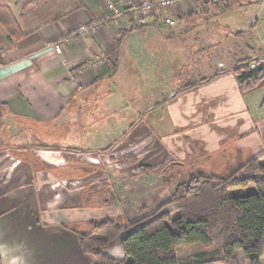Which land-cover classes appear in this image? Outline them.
<instances>
[{"label": "crops", "instance_id": "1", "mask_svg": "<svg viewBox=\"0 0 264 264\" xmlns=\"http://www.w3.org/2000/svg\"><path fill=\"white\" fill-rule=\"evenodd\" d=\"M1 1L26 34L14 38L0 24V264H94L79 243V234L88 233L91 220L134 221L148 215L152 198L144 199L146 193L136 197L122 194L118 201L96 203L97 189L90 194L76 191L89 187L86 183L78 188L81 177H58L57 172L72 168L85 171L86 164L75 168L74 156H84L102 173L117 171L118 177H124L119 174L121 169H105L99 156L116 148L138 156L142 148L137 145L152 150L155 140L165 150L178 148L186 138L193 145L191 155L224 145L228 158L237 152L242 160L254 147V134L261 131L264 139V116L251 107L252 96L242 92L228 65V55L232 57L235 51L233 39L229 48H222L224 55L214 57L209 65L205 77L216 74L212 79L188 88L177 84L164 95V119L170 126L161 134L148 119L154 111L151 95L148 109L140 106L137 110L133 104L137 97L131 99L133 91H143L146 96L164 82L175 83L177 75L164 36L178 39L203 17L208 15L203 20L210 24L211 19L233 10L223 11L222 0H186L174 6L169 14L177 25L169 32L163 15L140 18L127 10L67 43L62 52L48 42L103 17L108 13L106 0ZM263 14L264 0L255 10L251 26L260 17L264 20ZM122 30L128 31L124 38ZM243 32H237L235 38L244 37ZM249 42L241 49L235 43L244 57L263 47L264 36L253 35ZM161 101L157 98L156 106ZM62 130L64 147L41 146L42 141L56 142ZM234 142L240 144L236 149ZM223 155L217 156L226 159ZM181 164L179 160L171 163ZM62 179L75 187L69 193L71 199L65 190L57 193ZM129 182L131 187L125 190L133 191L137 179L130 177ZM126 201L131 206L122 209ZM126 235L119 236L121 245ZM114 241L104 252L118 259L121 253Z\"/></svg>", "mask_w": 264, "mask_h": 264}, {"label": "rangeland", "instance_id": "2", "mask_svg": "<svg viewBox=\"0 0 264 264\" xmlns=\"http://www.w3.org/2000/svg\"><path fill=\"white\" fill-rule=\"evenodd\" d=\"M0 3L3 4L1 0ZM237 4L238 5H236V7L230 12L218 15L216 20L214 18L211 19L212 22L210 24H207L206 21L203 20V18H206L208 15L203 17L201 21H197L195 26L189 28V30L183 34L182 37H178L179 35L176 36L178 39L164 36V47L168 50L170 64L174 68V74L177 75L175 83L168 81L164 82L163 87L152 88L151 91H148V93L146 92V96H144L143 91L139 92V90L131 93V99L137 97L136 101L133 102L136 109L140 106H145L148 109L147 106H149V104H147V101L149 99V94L151 95L154 111L153 114L148 116V119L152 120L151 126L154 128L155 132H158V134H161L164 131V128H168L170 126L169 120L164 119V95L177 84H185L188 86V84L191 85L193 83L203 81L206 78V71H208V67L213 62L214 57L224 55V53H222V48H229L231 46L232 39L234 41L233 46L235 51L232 57L228 55V65L232 68V72L237 75V80L239 81L238 85L240 88L244 76L249 77L246 75L248 74L247 69L255 71L254 74L247 79L248 83L252 81L255 84L245 90H242L241 88V90L243 93H247L252 96L251 107L255 110V112L257 111L261 116H264V106L260 109L258 108L263 99L264 92V82H262V80L259 81L264 75V42L261 49L257 51L254 49L256 52L253 51L254 53L251 57H244L237 51L238 47L240 49L246 48V44L253 37V35L264 36V20L262 17H260L256 26H251L255 10L261 6L262 0H239ZM212 12H218V10ZM239 31H244L242 34L246 35L244 37H240V39H236L235 35ZM235 43H237L238 47ZM228 65H225L224 67ZM260 69L263 71L260 72ZM197 76L202 78L196 80ZM211 76H213V74L207 76V78ZM202 83L200 82L199 85ZM157 98H160L162 100L161 102H163L158 106H156ZM252 120L254 121L256 119ZM255 124V122L254 124L252 123V127H254ZM254 135V138L251 140L252 143H254V147L250 148V150L245 153L246 155L243 156L242 160L240 159V156L237 155V152H235V155L228 158L224 145L209 152H201L191 155L193 153V145L189 139L184 138L183 145L181 147L177 148L171 146L170 149L168 148L166 150L164 149V145L155 140L151 147L152 150H147L144 146H141L144 144L137 145L138 149L142 148V154L138 155L139 157L134 154H127L128 152H125V150L121 151L118 148L113 151H109L103 156H99L98 161L104 165L105 169H108V166L113 169H121L119 174L124 175V177H118V175H116L117 171L106 170L102 173L93 167L92 162L85 160L84 156H74L75 158L73 159L74 163L78 166L75 167L77 170H79L80 166L84 164L87 165L83 168L85 169V171L83 170L84 172L80 170L76 171L72 168L70 170L71 172H57V176L65 177L66 175H72L77 176V179L81 177L82 179H79L78 181V188L86 186V183H88L89 187L76 189V191L81 192L82 194L87 191V193L89 192L90 194L97 189V193L99 195L93 198L96 200V203L105 202L107 199H109V202L118 201L119 196L122 194L136 197L135 195L137 194L142 195L146 193V195L142 196L144 199L152 198V202L149 204L151 209L148 210L147 216L157 211L162 204H164V208L161 213H171L176 216L179 214L178 205L176 203L170 204L169 202L171 201L172 195L174 194L177 186L182 182H188L192 178L199 176L213 175L225 179L229 178L237 171H239L236 174L237 179L242 180L247 177H260V173H253L247 167L243 168L249 160L252 158L256 159L264 154V139L262 132L259 131L258 134ZM257 136H259L261 141L258 146L256 144L259 141ZM64 137V130L58 131L56 142L51 141L48 143V141H42L41 146L44 148L54 147L53 149L60 146L64 147ZM52 143H55L54 146H51ZM239 145L240 144L234 142L232 147L236 149ZM217 155L221 157L223 155L226 159ZM129 156L136 157V160L130 159ZM177 160L182 161L183 164L171 165V163H176ZM44 166L47 167V165H42V167ZM86 172H88V175H86ZM130 177L137 179V184L135 185L133 191L130 189L129 191L127 189L125 190L126 186L127 188H129V186L131 187V183L129 182ZM102 179L103 182L101 181ZM61 181H63V179ZM71 187L72 185H68V183H64L63 181L62 185L56 188L57 193H62L65 190L66 194H68V198L71 199L72 191L75 190V187L74 189ZM253 191H255V186L252 184L247 188H232L230 192L233 195H238ZM135 192L136 194H133ZM93 199L91 196L88 197V200L92 201ZM126 202L127 203H123L122 206H120L122 209H129V206H131L129 201ZM119 220L123 223L129 221L126 219ZM91 222L92 220L89 223L88 233L92 232ZM114 242L115 247H117L119 253H121V258L115 259L120 262L126 258L125 251L120 244V237L119 239L116 238ZM223 251V247L220 245L206 247L201 244H188L177 247V255L182 263L195 259L200 253L221 256L224 253ZM236 256L238 264H249L241 250L237 251Z\"/></svg>", "mask_w": 264, "mask_h": 264}, {"label": "trees", "instance_id": "3", "mask_svg": "<svg viewBox=\"0 0 264 264\" xmlns=\"http://www.w3.org/2000/svg\"><path fill=\"white\" fill-rule=\"evenodd\" d=\"M222 1V10L229 11L239 0ZM0 24L14 38L26 34L11 9L1 3ZM127 33L122 30L121 38ZM247 71L249 77L244 76L242 90L255 84L247 82L255 71ZM261 80L264 82V75ZM129 158L136 160L134 156ZM246 167L253 173H260V177L237 179V171L225 179L215 175L199 176L180 183L169 202L178 205L176 216L161 213L162 204L154 213L135 221L94 220L91 233L79 234L80 246L94 264H238L236 252L239 250L249 264H264V154L249 160L243 168ZM252 184L255 186L253 192L238 195L230 192L232 188H247ZM123 233H127L122 240L126 258L118 262L106 255L104 249ZM188 244L220 245L224 253L221 256L200 253L195 259L182 263L177 247Z\"/></svg>", "mask_w": 264, "mask_h": 264}, {"label": "built area", "instance_id": "4", "mask_svg": "<svg viewBox=\"0 0 264 264\" xmlns=\"http://www.w3.org/2000/svg\"><path fill=\"white\" fill-rule=\"evenodd\" d=\"M186 0H126L125 4H117L114 0H106L108 13L96 20H91L88 23L82 24L79 27L71 30L69 33L55 38L48 42V46L53 47L58 52H62L63 47L70 42L93 32L94 30L109 23L114 18L123 15L127 10H131L138 17L151 14H161L164 16V23L167 31H171L176 27V19L169 14V10L174 6L185 2Z\"/></svg>", "mask_w": 264, "mask_h": 264}, {"label": "water", "instance_id": "5", "mask_svg": "<svg viewBox=\"0 0 264 264\" xmlns=\"http://www.w3.org/2000/svg\"><path fill=\"white\" fill-rule=\"evenodd\" d=\"M263 104H264V92H263V99H262V101H261L259 106L261 107Z\"/></svg>", "mask_w": 264, "mask_h": 264}]
</instances>
